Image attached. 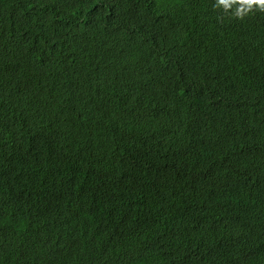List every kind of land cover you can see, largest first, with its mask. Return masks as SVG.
Here are the masks:
<instances>
[{"label":"trees","instance_id":"obj_1","mask_svg":"<svg viewBox=\"0 0 264 264\" xmlns=\"http://www.w3.org/2000/svg\"><path fill=\"white\" fill-rule=\"evenodd\" d=\"M0 264H264V0H0Z\"/></svg>","mask_w":264,"mask_h":264}]
</instances>
